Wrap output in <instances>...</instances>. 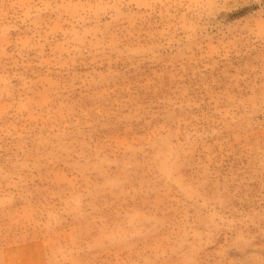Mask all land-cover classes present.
Segmentation results:
<instances>
[{"label": "rangeland", "instance_id": "rangeland-1", "mask_svg": "<svg viewBox=\"0 0 264 264\" xmlns=\"http://www.w3.org/2000/svg\"><path fill=\"white\" fill-rule=\"evenodd\" d=\"M0 264H264V0H0Z\"/></svg>", "mask_w": 264, "mask_h": 264}]
</instances>
